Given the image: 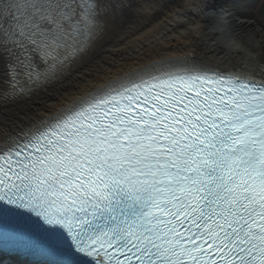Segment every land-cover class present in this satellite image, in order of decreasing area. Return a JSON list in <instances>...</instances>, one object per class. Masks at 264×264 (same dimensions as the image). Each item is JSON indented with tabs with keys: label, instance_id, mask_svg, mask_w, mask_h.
<instances>
[{
	"label": "snow or ice",
	"instance_id": "1",
	"mask_svg": "<svg viewBox=\"0 0 264 264\" xmlns=\"http://www.w3.org/2000/svg\"><path fill=\"white\" fill-rule=\"evenodd\" d=\"M133 6L0 0V260L264 264V74L165 60L48 117L23 103Z\"/></svg>",
	"mask_w": 264,
	"mask_h": 264
},
{
	"label": "bare ground",
	"instance_id": "2",
	"mask_svg": "<svg viewBox=\"0 0 264 264\" xmlns=\"http://www.w3.org/2000/svg\"><path fill=\"white\" fill-rule=\"evenodd\" d=\"M200 2L133 0L134 6L124 19L105 21L103 34L74 70L23 103L34 102L32 113L48 117L109 80L165 60L190 58L222 71L243 68L264 74V57L258 43L263 32L259 27L248 20L237 21L240 14L233 13V27L213 9L199 13ZM214 2L223 9V2L228 0ZM187 13L196 18L188 19ZM249 31L255 33L252 41L247 38ZM0 264L18 262L5 257Z\"/></svg>",
	"mask_w": 264,
	"mask_h": 264
},
{
	"label": "trees",
	"instance_id": "3",
	"mask_svg": "<svg viewBox=\"0 0 264 264\" xmlns=\"http://www.w3.org/2000/svg\"><path fill=\"white\" fill-rule=\"evenodd\" d=\"M233 5L231 9L240 18L254 21L261 31H264V0H228Z\"/></svg>",
	"mask_w": 264,
	"mask_h": 264
},
{
	"label": "rangeland",
	"instance_id": "4",
	"mask_svg": "<svg viewBox=\"0 0 264 264\" xmlns=\"http://www.w3.org/2000/svg\"><path fill=\"white\" fill-rule=\"evenodd\" d=\"M226 1V0H225ZM223 9L225 10V11H227L226 10V7H227V9H228V13L229 14H231V15H234L235 13L231 10V9H233V5H231L230 3L228 4V2L226 3V2H223ZM234 13V14H233ZM247 21V19H243V18H240L239 17V19L237 20V21ZM249 21V20H248ZM250 22H252L254 25H256V23L254 22V21H252L251 19H250ZM256 27H257V25H256ZM258 28V27H257ZM263 32V37H262V39L258 42L259 43V45H260V47H261V50H260V54H261V57H264V31H262ZM222 35L220 34L219 35V37H221ZM218 38V34H217V36H216V38L215 39H217Z\"/></svg>",
	"mask_w": 264,
	"mask_h": 264
}]
</instances>
